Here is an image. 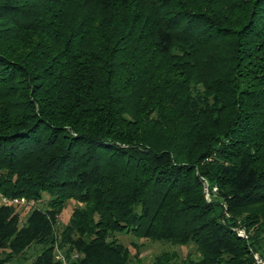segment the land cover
<instances>
[{"label": "trees", "instance_id": "16d2710c", "mask_svg": "<svg viewBox=\"0 0 264 264\" xmlns=\"http://www.w3.org/2000/svg\"><path fill=\"white\" fill-rule=\"evenodd\" d=\"M0 193V264H60L67 199L70 264H129L123 230L256 264L264 0H0Z\"/></svg>", "mask_w": 264, "mask_h": 264}, {"label": "rangeland", "instance_id": "374dc122", "mask_svg": "<svg viewBox=\"0 0 264 264\" xmlns=\"http://www.w3.org/2000/svg\"><path fill=\"white\" fill-rule=\"evenodd\" d=\"M4 197L0 193V199L3 202L8 200L7 197V199ZM207 198H219V196L215 192L208 195ZM11 204L19 214L21 222L25 220L26 214L30 209L38 206L37 201L31 199L26 200L25 198L17 203ZM76 207H83V203L76 202L73 199H67L59 214L55 229L57 245L54 253L60 264H70L71 260L75 258V254L69 252L67 245L60 243V239L62 232L70 221L73 209ZM114 237L127 249L129 264H187L191 260H196L201 255L200 251L191 242L157 241L151 238L135 236L128 230L115 232ZM41 247L40 244L31 245L23 254L13 260L14 264H30L33 256ZM254 256H258L264 260L260 250L254 251Z\"/></svg>", "mask_w": 264, "mask_h": 264}, {"label": "built area", "instance_id": "2783aa9c", "mask_svg": "<svg viewBox=\"0 0 264 264\" xmlns=\"http://www.w3.org/2000/svg\"><path fill=\"white\" fill-rule=\"evenodd\" d=\"M203 191L206 195V197H208V195H210L211 192H216V187H212V188H209V186L204 183L203 184ZM22 200V199H21ZM10 201H13V202H18V199H13V200H10ZM240 233L242 235H244V232L241 230ZM57 258V256H55ZM255 258V263L256 264H264V260L258 256H254Z\"/></svg>", "mask_w": 264, "mask_h": 264}]
</instances>
